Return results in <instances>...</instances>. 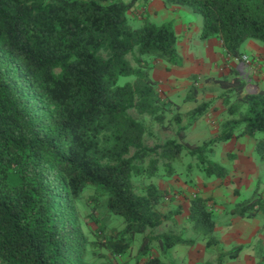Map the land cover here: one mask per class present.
<instances>
[{"label": "trees", "instance_id": "obj_1", "mask_svg": "<svg viewBox=\"0 0 264 264\" xmlns=\"http://www.w3.org/2000/svg\"><path fill=\"white\" fill-rule=\"evenodd\" d=\"M161 1L200 13V39H217L229 59L240 60L247 41L264 46V0ZM150 2L0 0V264L127 257L136 235H143L137 256L148 254L145 264H160L151 259L153 250L165 255L173 247L195 245L185 237L189 229L214 258L200 264H224L242 250L221 247L211 198L193 196L187 227L174 218L179 209H159L164 191L150 184L138 193L133 184L134 178L157 176L160 165V177H172V163L184 151L197 158L207 178L222 179L227 169L209 156L216 143L234 137L262 134L257 148L264 154V91L246 92L235 67L229 76L203 81L221 90L219 132L201 145L185 141L183 118L196 121L212 103L183 115L180 105L159 94L151 70L157 62L178 67L180 58L171 24L151 21ZM137 7L143 11L133 26L129 14ZM191 79L185 102L197 100L198 77ZM153 126L163 131L176 126L175 137L160 142ZM146 135L156 139L153 146L145 144ZM89 188L103 197L95 199L103 201L107 215L123 219L124 228L109 229L91 212L86 219L96 231L84 230L79 203ZM229 213L264 214L262 193L256 189ZM161 227L166 230L158 231Z\"/></svg>", "mask_w": 264, "mask_h": 264}, {"label": "rangeland", "instance_id": "obj_2", "mask_svg": "<svg viewBox=\"0 0 264 264\" xmlns=\"http://www.w3.org/2000/svg\"><path fill=\"white\" fill-rule=\"evenodd\" d=\"M154 2H155L154 0H151L149 5L147 6L148 15L150 16L151 21L157 25L166 24V23L171 24L177 36L176 51H177V55L180 58V62H179L180 66L176 68L180 67L186 73L190 72L193 68H196V66H198L197 59H200V61L206 63L207 65L209 60L208 57L206 56V51L204 46V43L206 41L201 40L199 37L200 33H198V30L201 31L203 25V18L201 14L194 12L188 6L164 7V9H162L159 13H157V11L154 12L152 8V4ZM142 11H143L142 8L139 9V7H137L135 12L129 14L130 24H132L133 26L139 25V15L142 13ZM177 26H179L181 29L179 28L176 29ZM191 56H193V58ZM162 63H164L168 67H175V66H169L165 62ZM231 64H233L234 67H237V65L241 64V61L238 59H229L228 57H225L224 60L221 62V64L216 68L217 72L229 68ZM246 65L248 66H245V64H243L242 68L239 69V76L246 83L245 91L248 93H252L255 91L257 92L258 90L253 85L252 80L253 77L257 76V74L260 73V67L258 64L256 66H252V68L249 66L251 64H246ZM152 70H151V77H152ZM196 75L198 77L196 86L199 89L198 93H200L199 100L197 99L196 102L194 101L185 102L184 100L185 96L188 94L189 87L192 83V79H191L192 76H187L186 78L183 77L176 78L167 83L161 82V84H159L158 82L157 88L162 98L171 99L176 104L180 105L181 107L180 111L183 115H185L193 108L197 107L198 105L202 104L203 102L210 101L212 103L209 109L211 107H215L214 105L217 102H219L218 96L221 92L219 87L214 84L203 83L204 79L206 78L205 75H202L201 73ZM222 77L224 76H221L219 78ZM124 81L125 79H120V83H123ZM219 108L221 109L222 106ZM129 113L135 119L140 118V116L136 114L134 110L129 111ZM215 115H216L215 119L218 120L222 118L223 113H220L219 111ZM201 117L194 122H189L186 116L182 120V125L186 127L185 141L189 144L201 145L203 142L211 140L214 137V135L219 132V130H217L216 132L214 131L211 134L210 127L205 124V121H203ZM152 129H153L154 137L157 138V140L160 142H165L166 140L175 137L174 130L176 129V126H173V128L169 131H163L157 126H153ZM257 136L262 137V134H258ZM154 137H150L146 135L144 137L145 144L148 146H153L156 143V139ZM224 145L225 143L223 142L216 143L212 147L213 154L209 156V159L227 168L229 157L223 151ZM230 151L233 150L231 149ZM256 151H258V148H256ZM131 152L133 153L134 151L131 150ZM146 164L147 162H144L143 166L146 167L147 166ZM172 165L176 170L172 177H168V178L160 177V175L164 174V170L160 165L157 171V176H154L152 178H147L145 175L133 179V184L138 193L144 191V189L150 184H153L157 188L164 191L165 195L163 197V201L161 202V206L159 207V209L164 213L175 209L180 210L181 208L180 202L186 199H192L193 195L200 193L204 194L206 192V191L204 192V188H206L207 182L211 181L212 183H217L219 180V178L217 177L207 178L204 171L201 170L197 158L191 156L186 151H184L181 154V156L172 163ZM188 166L190 167V169L187 168ZM205 177L208 180H206ZM262 183L264 184V181H262ZM95 197L98 196L94 194L93 189L89 188L84 192L82 200L79 203V211H80L81 219L84 221L85 224L84 230L86 232L96 231V227H97L96 224L93 221L86 219L87 215L91 212L95 214L98 218H100L103 222H105L109 229L124 228L125 224L123 223V219L118 216L107 215L103 207V201L99 202L98 200L95 199ZM99 199L103 200V197H100ZM173 228L175 233L178 232L180 233V226ZM162 230H166V229L163 227L158 229V231H162ZM142 237L143 235H136L132 252L129 255V256L133 255L132 256L133 259H128L124 262H121L120 264H125V263L134 264V262H136L137 264H145L148 261V259L150 258L148 254L137 256V249L141 244ZM185 237L188 239H194L196 243H200V242L204 243V241H202L200 237L196 236L190 229L188 230V232L185 233ZM186 248L189 249L190 247H186ZM153 258H157L158 263L160 264H182V262H179V260L176 261L172 260L171 251H169L168 254L164 255L160 251L153 250V252L151 253V259ZM211 258L212 260L214 259L213 256L206 254L205 260L203 262H206ZM101 261L102 259H98L92 256H90L88 259L89 264H98Z\"/></svg>", "mask_w": 264, "mask_h": 264}, {"label": "crops", "instance_id": "obj_3", "mask_svg": "<svg viewBox=\"0 0 264 264\" xmlns=\"http://www.w3.org/2000/svg\"><path fill=\"white\" fill-rule=\"evenodd\" d=\"M152 8L154 12L159 13L164 9L161 0H154ZM151 5V4H150ZM150 9V8H149ZM181 29L179 26L176 29ZM200 30H198V33ZM208 64L197 59L198 66L190 72H185L182 68L168 67L162 62H157L152 70V77L161 84V82H169L176 78H186L196 74H202L206 77L228 76L230 68L217 72V67L224 60L225 53L217 39H209L204 43ZM243 56H248L252 66L257 64L260 67V73L253 77V85L257 90L264 91V46L254 42L247 41L242 49ZM193 58V56H191ZM243 63L237 65L236 70L242 68ZM245 66H248L245 64ZM179 70V71H177ZM180 72V73H179ZM199 92V91H198ZM256 92V91H255ZM199 94L197 99L199 100ZM197 101V100H196ZM209 103L210 101H206ZM215 107H211L201 117L205 124L210 127L211 134L216 132L219 127L220 119H215V114L224 109L221 102H217ZM220 109V110H219ZM210 110V111H209ZM209 111V112H208ZM201 119V120H202ZM260 136L254 138L242 136L234 137L226 142L223 151L229 157L227 164V175L219 179L217 183L207 182L204 188V197L211 198L214 216L216 217L215 235L224 251H228L233 247L240 246L242 250L233 260H228L224 264H264V214L259 213L253 218L234 217L229 213V209L252 196L258 189L264 198V154L256 151ZM230 141V142H229ZM233 151H230V150ZM231 159V160H230ZM194 196V195H193ZM191 199L180 202V214L174 218L179 225H184L189 213V205ZM186 225V224H185ZM187 226V225H186ZM174 231V229H173ZM172 260L182 262V264H200L206 257L205 243H196L189 249L186 247L176 246L171 250ZM178 253V254H177ZM133 255L122 258L116 256L109 260L102 259L98 264H120L128 259H133ZM104 260V261H103ZM212 260V258L210 259ZM134 264H137L134 262Z\"/></svg>", "mask_w": 264, "mask_h": 264}, {"label": "built area", "instance_id": "obj_4", "mask_svg": "<svg viewBox=\"0 0 264 264\" xmlns=\"http://www.w3.org/2000/svg\"><path fill=\"white\" fill-rule=\"evenodd\" d=\"M240 61L243 64H250L251 63L249 57L248 56H245V55L241 57Z\"/></svg>", "mask_w": 264, "mask_h": 264}]
</instances>
